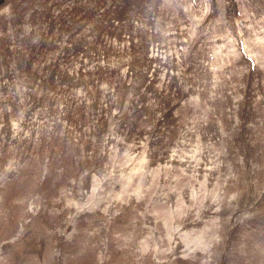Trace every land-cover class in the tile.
Listing matches in <instances>:
<instances>
[{
  "label": "rangeland",
  "instance_id": "obj_1",
  "mask_svg": "<svg viewBox=\"0 0 264 264\" xmlns=\"http://www.w3.org/2000/svg\"><path fill=\"white\" fill-rule=\"evenodd\" d=\"M0 264H264V0H0Z\"/></svg>",
  "mask_w": 264,
  "mask_h": 264
}]
</instances>
